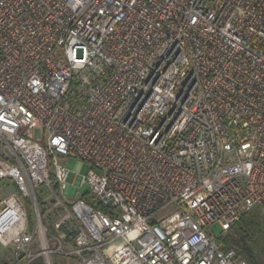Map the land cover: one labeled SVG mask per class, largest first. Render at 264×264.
<instances>
[{
    "label": "built area",
    "instance_id": "2783aa9c",
    "mask_svg": "<svg viewBox=\"0 0 264 264\" xmlns=\"http://www.w3.org/2000/svg\"><path fill=\"white\" fill-rule=\"evenodd\" d=\"M69 156L91 165L72 185ZM7 179L19 264H247L210 228L264 215V0H0Z\"/></svg>",
    "mask_w": 264,
    "mask_h": 264
},
{
    "label": "trees",
    "instance_id": "16d2710c",
    "mask_svg": "<svg viewBox=\"0 0 264 264\" xmlns=\"http://www.w3.org/2000/svg\"><path fill=\"white\" fill-rule=\"evenodd\" d=\"M28 210L29 220L35 223L31 203H28ZM40 211L43 219H47L51 215L46 212L48 211L46 203L40 202ZM54 216L57 217V215ZM74 237L75 233H70L67 243H73ZM219 240L224 250H236L238 257L246 261L247 264H264V215L258 208H254L239 222L224 231ZM62 259L65 260V258ZM10 262L19 264L14 257L9 261L7 257L0 256V264H11ZM25 262V256H22L20 263ZM29 264H46V262L43 256H38Z\"/></svg>",
    "mask_w": 264,
    "mask_h": 264
},
{
    "label": "rangeland",
    "instance_id": "374dc122",
    "mask_svg": "<svg viewBox=\"0 0 264 264\" xmlns=\"http://www.w3.org/2000/svg\"><path fill=\"white\" fill-rule=\"evenodd\" d=\"M61 163L66 166V168L69 170V177L67 183L69 185H72L77 180V175L86 177L91 170V165L83 160H80L76 157L69 156L61 158ZM89 194V185L84 183L78 190L76 196L74 194L66 195L64 190L62 189L59 193V197L66 203L72 204L77 198L84 197L87 198ZM11 195H19V197L22 199V196L19 194V191L13 181L10 179L4 180L3 182H0V201L8 198ZM46 196V195H45ZM52 207L51 205H49ZM48 206L47 214H51L49 217H47L48 222H46V219H43V222L46 225V228L48 231H51L52 224L59 219V215L54 216V214L51 211V208ZM210 232L215 237H220L222 233L224 232L219 224H215L211 226ZM27 243H30V250L29 252L31 254H38L42 252V241L39 238L38 231H37V224L33 221H29L28 226V232H27ZM0 256H5L9 259L14 257L13 249L9 247H2L0 246ZM63 256L57 253L52 254L51 256V264H69L67 260L62 259ZM11 263V262H10ZM11 264H14L12 262Z\"/></svg>",
    "mask_w": 264,
    "mask_h": 264
}]
</instances>
